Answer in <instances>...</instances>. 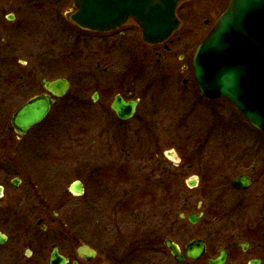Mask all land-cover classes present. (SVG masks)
I'll return each mask as SVG.
<instances>
[{
  "label": "rangeland",
  "instance_id": "1",
  "mask_svg": "<svg viewBox=\"0 0 264 264\" xmlns=\"http://www.w3.org/2000/svg\"><path fill=\"white\" fill-rule=\"evenodd\" d=\"M227 1L191 0L185 3L194 8L193 13L191 16L184 13L186 20L182 29L173 35L182 52L193 53L196 43L210 29ZM34 4L45 7L46 15L43 12L41 17L35 15L33 18L27 9L20 10L19 22H5L0 30V70L20 68L26 59L30 60L26 67H36L44 58L40 62L28 56L39 54L43 57L44 52H50L51 62L56 65L52 68V76L73 75L75 88L82 82L80 64L72 58L59 61L61 57L67 58L66 53L72 49L73 57L79 50L80 32L71 22L69 12L74 8L72 0H34ZM114 52L115 61L120 63L116 73L122 75L123 65L131 60L132 54L126 48ZM155 79L165 81L166 76L154 75ZM157 87L153 99L157 124L147 133L126 131L107 136L102 125L103 116L89 117L86 107L69 101L58 102L42 124L20 139L15 136L10 139V151L1 152L0 182L6 183L9 187L6 191L11 195H16L10 181L14 177L47 186L45 200L52 211L60 213L59 218L81 242L92 241L101 253L99 261L107 257L106 252L111 261L116 260L117 255L114 248L104 243L100 246L96 238L93 240V227L112 222L115 232L122 224L121 233L128 232L132 226L126 224L156 219V210L160 209L170 223L180 227L174 234L181 242L187 243L194 236L208 239V254L203 263H197L208 264L207 258L214 256L219 245L227 242L223 237L224 201L220 197L225 190L223 176L243 171L253 173L256 181L250 195L256 197L263 192L260 196L264 202V133L252 127L231 101L205 98L195 90L192 82L184 87L185 92L179 88L163 90L162 83ZM18 107L2 106L0 133H4ZM155 155L158 160L154 159ZM124 168L129 169L131 177L126 182L120 179L119 184H114L120 170L126 173ZM98 176L102 178V185ZM193 177H198L199 185L189 188L187 181ZM78 179L84 183L86 192L76 196L69 186ZM212 197H219L221 202L215 206L217 220L209 212ZM36 199L38 197L33 195L30 200ZM180 206L186 213L201 210L205 215L196 225H191L179 218ZM126 207H130L129 214L123 212ZM116 208L119 213L112 214ZM262 215L264 209L257 201L254 211H247L240 217V225L242 228L257 225ZM212 230L218 232L217 240L221 241L211 236ZM115 232L111 233L112 237ZM165 262L166 259L163 264Z\"/></svg>",
  "mask_w": 264,
  "mask_h": 264
},
{
  "label": "flooded vegetation",
  "instance_id": "2",
  "mask_svg": "<svg viewBox=\"0 0 264 264\" xmlns=\"http://www.w3.org/2000/svg\"><path fill=\"white\" fill-rule=\"evenodd\" d=\"M188 1L191 0L182 1L178 7L177 16L181 25L173 35L182 29L186 20L184 13L188 16L193 13V7L185 6ZM224 4L216 18L228 3ZM26 9L30 11L33 18H36L35 15L41 17L43 12H45L43 15H46V8L34 4V0H0V30L2 31L5 22L18 23L20 19L18 12ZM69 12L72 13L73 9ZM204 22L208 24L209 21L205 19ZM76 28L80 32L77 38L78 53L74 57L71 56L74 52L72 49L68 54L66 53L67 58L61 57L59 61L71 58L74 62L78 61L77 63L81 67L79 75L82 82L74 88L73 75L64 74L53 77L52 68L56 65L51 62L50 52H44L43 57L39 54L30 55L29 58L36 57L39 61L44 58V61H40L41 63L36 67H26L30 61L26 59V61H22L24 66L20 68L0 70V109L2 106L10 108L19 105L18 110L32 98L45 95L52 99L50 111L47 117L34 127L42 124L48 118L53 106L58 102L69 101L80 107H86L89 117L103 116L104 134L107 136L114 134L115 136V134H122L126 131L147 133L154 129L157 124V114L156 108L153 106V99L158 84L162 83L163 88L161 89L163 90L172 88L171 90L176 91L179 88L183 90L181 92H185L184 87L186 88V85L192 82L197 88L195 90L200 92L193 69L195 48L193 53H190L189 50L182 52L179 43L173 39V35L163 43L153 45L146 43L142 40L141 30L133 20L110 32L90 31L77 25ZM210 29L197 43L204 39ZM1 40L2 37H0ZM120 48H126L130 55L132 54L131 60H127L128 63L124 62L122 75L116 73L120 63L118 64L114 59V51ZM5 72H7L6 77H4ZM158 74L166 76V80H154V75ZM62 77L68 80L69 88L62 97L55 96L46 88L43 80L53 81ZM117 97H121L124 102H137L133 116L126 120L118 116L116 110L113 109ZM12 118L13 115L9 120V125L4 129V133H0V157L2 151H10L8 150L10 149L8 148L10 139H13L14 136L17 139L24 136L13 129ZM154 159L158 160L159 158L155 155ZM125 170L126 168H124ZM128 174L129 169L126 170V173L120 170L113 181L114 184H119L122 179H125L122 182H126L131 177ZM242 177H245L250 183L247 181L249 184L241 187L234 185V182L238 179L242 180ZM97 179L102 185V178L100 179L98 176ZM223 180L225 190L220 197L224 201L223 211L226 226L223 237H226L227 242L219 245V250L214 256L207 258V263L210 264L209 260L215 259L224 251L227 254L225 264H253L256 261H258L256 264H264V216L260 217L261 221L257 225L250 228H242L239 221L247 211H254L257 201L264 209V202L260 196V193L263 194V192L257 193L256 197H251V189L256 179H254L253 173L248 171L223 176ZM10 181L16 195L15 193L14 195L9 194L6 191L9 187L6 183L0 182L2 188L0 194V264H51L54 250H57L59 256L67 259L66 264H163L165 259L164 264H197L204 261L208 254L209 243L208 239L204 237L206 243L204 255L199 258H190L186 254L187 246L194 239L202 237L194 236L187 243L181 242L174 234L176 230H180V227L176 228L177 225L170 223L160 209H155L158 212V214L155 213L158 218L137 224L132 222L126 224V226H132L127 230L128 232L121 233L122 225H124L122 223V225L119 223L121 226L117 229L118 232H115L116 228L112 222L93 227L95 230L92 231L95 232L93 236L91 234L93 240L95 241L94 238H96L100 242V246L104 243L109 248H114L117 255L116 260L111 261L106 252L107 257L99 261L98 255L101 253L92 241L91 243L81 242V239L68 230L65 222L59 218L60 213L52 211L49 202L45 200L46 197L48 198V194H45L48 191L47 186H40L39 182L32 180L14 181L12 179ZM80 182L84 187V194L86 187L82 180ZM33 195L38 199L31 202L30 199ZM219 200V197L215 199L212 197L210 200L212 204L209 205V212L215 216L216 220L219 218L218 211H216V204L221 203ZM200 203L201 201L198 206ZM182 207L179 208L181 210L179 218L187 220L188 223H190L189 214L199 213V211L186 213V210L182 211ZM123 209H125L123 212L129 214L130 207ZM123 212L122 215H124ZM116 213H119L118 208L112 214ZM182 213L186 214V217H181ZM113 232H115L114 238L111 235ZM211 236L215 237L216 241H221L217 240L220 235L216 230H212ZM167 241L178 246L180 254L185 257L183 261H179L175 255H172ZM77 243L79 244L76 245ZM92 250L95 251V254L91 253ZM249 252L251 254H248Z\"/></svg>",
  "mask_w": 264,
  "mask_h": 264
},
{
  "label": "water",
  "instance_id": "3",
  "mask_svg": "<svg viewBox=\"0 0 264 264\" xmlns=\"http://www.w3.org/2000/svg\"><path fill=\"white\" fill-rule=\"evenodd\" d=\"M182 0H73L76 10L71 20L86 29L111 31L128 20H135L142 30V38L148 43H161L180 25L176 11ZM193 69L199 89L210 99L226 98L240 109L250 124L264 132V0H231L212 30L197 46ZM46 88L62 97L69 88L66 78L43 80ZM52 99L38 96L22 105L13 115L12 126L19 134H25L43 121L50 111ZM137 102H124L117 97L113 105L119 117L133 116ZM175 155V152H171ZM175 157V156H174ZM243 178V177H242ZM198 179L188 181L197 186ZM245 177L234 182L237 187L249 183ZM75 194H82L84 187L78 180L70 185ZM2 188L0 187V194ZM201 205V204H200ZM204 215L189 214L190 223H197ZM181 217H185L182 213ZM172 255L184 260L178 246L167 241ZM206 243L194 239L186 249L190 258L204 255ZM95 254V251H91ZM227 254L222 253L210 264H225ZM258 261L253 262L256 264ZM67 259L54 250L51 264H66Z\"/></svg>",
  "mask_w": 264,
  "mask_h": 264
}]
</instances>
